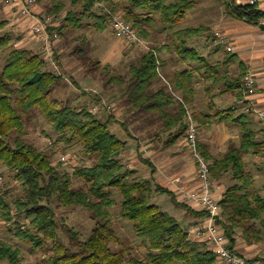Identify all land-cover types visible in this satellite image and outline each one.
<instances>
[{
  "label": "trees",
  "instance_id": "1",
  "mask_svg": "<svg viewBox=\"0 0 264 264\" xmlns=\"http://www.w3.org/2000/svg\"><path fill=\"white\" fill-rule=\"evenodd\" d=\"M52 1L49 13L59 16L65 4L60 0ZM75 1L83 3L82 13L96 17L94 24L99 31H105L110 24L109 16L122 9L124 19L138 28L141 38L150 37L148 27L156 22L157 15L164 24L174 25L185 20L187 12L195 6L193 0H129L124 8H120L121 3L116 0ZM1 3L2 0L0 8ZM224 3L228 13L235 17L251 22L264 19V12L249 3L238 4L236 0H224ZM83 20L73 12L64 21L66 25L72 24L80 28L84 25ZM8 23L6 19L0 20V31ZM65 27L57 26L56 29L64 32ZM209 29L208 26H198L174 31V44L153 45L138 63L131 65L129 78L125 75L114 78L127 85L128 103L136 111L159 117L164 122V128L159 131H170L172 135L165 140V147L172 146L187 133V122L186 109L172 94L169 85H158L159 81H164L158 71L159 63L162 65L160 55L164 51L175 50L183 61L190 58L205 62V57L188 46L187 41ZM12 41L8 32L0 33V51L9 52L0 72V164L8 167L20 180L24 194L15 199L13 204L7 195L1 194L0 217L9 226L15 224L16 236L30 243L33 253L39 249H50L52 253L49 252L43 259L44 264H128L127 249L123 247L114 250L111 247L112 242L122 243L113 228L112 208L117 204L115 190H118L123 197L120 216L133 222L136 235L149 248L147 257L132 259L134 264H173L176 261L185 264H220L217 253L209 248L205 240L190 237L189 228L177 217L162 210L150 198L155 193H167L176 204L189 210L191 206L179 202L172 190L157 184L154 174L143 179L132 177L133 169L120 159L128 141L119 138L110 129V122L119 121L116 116L111 115L109 120L103 121L87 106L77 108L53 98L54 85L61 75L47 68V60L43 55L26 46L16 47ZM96 64L100 65L101 60ZM217 69L216 66L214 70ZM171 82L174 90L194 109L199 128L208 125L207 121H212L214 117L222 121L236 119L235 105L214 114L203 113L197 108L192 70H178ZM237 82L239 88L240 77ZM37 107L58 133L57 142L66 143L67 148L81 144L86 153L95 159V163L77 166L73 173L63 171L52 162L51 154L28 140L23 116ZM175 128H178L177 133L174 132ZM199 147L211 162L213 178H219L229 170L234 173L235 182L227 189L225 198L220 202L221 213L227 216L231 224L218 219L220 224L223 222L230 249L234 250V228L244 226L245 222L254 217H261L264 212V198L250 192L253 179L244 157L249 151L262 152L264 141H255L253 132L244 130L241 145L232 143L222 157L208 153L200 139ZM74 177L81 179L85 187L74 188ZM54 199L59 205L67 207L83 206L96 220L86 239L78 238V232L66 226L70 243L76 249L67 246L59 238V223L50 206ZM194 213L203 216L206 212ZM25 219H29V222H24ZM48 243L53 244L49 246ZM3 261H8L9 264H26V257L17 242L0 236V262Z\"/></svg>",
  "mask_w": 264,
  "mask_h": 264
},
{
  "label": "crops",
  "instance_id": "2",
  "mask_svg": "<svg viewBox=\"0 0 264 264\" xmlns=\"http://www.w3.org/2000/svg\"><path fill=\"white\" fill-rule=\"evenodd\" d=\"M60 1L65 4V7L61 9L59 17L66 19L75 11L76 17L84 19V25L80 28H76L72 24L66 25L65 22L62 24L59 23V26L65 27L66 25V27L64 28V32H60V38L54 44V49L57 51L54 50V53L56 52L57 59L55 65L58 74L65 78L66 76H71L72 78L79 76L76 80L92 87H86L87 89L97 92V88L95 87V90L93 85L95 84L96 86V79L93 76L92 70L88 71L81 66L80 62L71 58L70 56H72V53L69 51V47L66 46L68 43H74V41L77 43L78 39L86 42L88 39L86 36H83L86 24L89 23L88 20L92 18L95 19L96 17L91 14L82 13L83 3L81 2H76L75 0ZM123 1L128 3L129 0H116V2L120 3H124ZM193 1L195 2V6L187 12L185 20L192 21L193 25L191 27L208 26L210 29L200 35L196 34V36L190 37L187 41V45L198 50L199 53L205 57L206 61L201 62L200 60H192L190 58L183 61L175 50L164 51L160 58L162 63V65L160 64V71L163 70L164 72H161V75H165L168 80L170 79L169 81H171V78L178 70H192L195 89L198 84L197 82L201 80L205 81L204 88L207 93L205 99L209 102V105L211 103V108H216V104L218 106L220 105V103L217 102L219 98L227 97L230 99L231 97L234 99L233 105L236 106V119L228 121L229 124L227 125L230 126H223V128H221L226 130L227 133L222 135H216L218 132L202 133V130L211 129L212 131L214 129L213 120L217 118L210 122L207 121L208 125L199 128L200 141L205 145L207 152L213 156L222 157V155L228 151L232 143L238 146L241 145L244 130L252 131L255 141H264V117L257 114V112H246L244 105L240 103L244 95V77L248 73H253L257 79V90L253 95V100L255 101L257 110H264V19L260 22H251L244 18L235 17L228 13L224 0ZM236 2L238 4H247L248 0H236ZM12 8L17 9L11 4L10 6L5 5V9H7L5 10V14L7 17H3L4 19H11L10 17L12 13H14ZM35 9V11L39 13L43 12L40 4H38ZM158 19L159 16L157 15L156 20ZM71 23H73V21ZM155 23L149 28L150 32ZM30 24L29 22L23 23V25L28 27H30ZM8 25L14 26L16 24L14 20H10ZM161 25V30L169 32L172 35L176 30L190 28L188 26ZM29 30L30 33L28 34L29 38H27V40L20 39V37L14 39L13 33L11 30L9 31L13 36L12 38L15 45L21 44V46H30V48L34 49L36 52L44 54L43 45L41 42L36 41L30 28ZM220 35H224V40L226 41H222ZM175 42L176 39L170 44H174ZM165 44L169 43L156 45L161 46ZM103 64L104 61H102V65ZM175 64L178 66H174ZM216 66L218 67L217 71L214 70ZM48 68L51 70L50 67ZM163 75L161 77L164 79L165 76ZM238 77H240L239 88H237ZM61 80H63V78ZM159 83H162V81H159ZM122 86L124 85L122 84ZM155 87L158 88V85L155 84ZM116 93L109 95V102L105 106H107V108H112L118 105V109L116 112H113V115H122L123 119L126 121L128 120L125 122L121 117L116 116L119 121H114L117 123L123 122L129 128L128 144L120 155V159L127 167L133 169L134 174L132 177L143 179L150 178L152 174H154L157 184L172 190L176 194V198H178L179 202H184L191 206L189 210L177 204L184 209L183 225L191 230L193 227L204 222L206 213L203 216L195 214V211H203L201 205L198 202L186 198L185 195L187 191L195 190L199 186L198 164L194 157H192L193 154L187 144L186 134L182 135L172 146L165 147V140L172 137L170 131H167L168 138H163V133L160 131L154 136L146 135V131L141 134L135 133L134 131L142 128L149 131L148 125L150 126L151 121L149 117H151V114H146L145 116V113H139L127 102L126 93L124 94L123 92L122 95ZM240 93L242 94L241 96L239 95ZM104 102L106 103V101ZM196 106L197 108L199 107L197 104V97ZM200 111L214 114L211 110ZM139 118H141L140 121ZM142 123L145 124L142 125ZM177 129L175 128V131H173L177 133ZM244 155L247 163V170L253 179L250 192L255 196H262L264 198V150L257 153L249 151ZM233 174V171L229 170L221 177L213 178V191L219 202L225 198L227 189L234 184L235 180ZM155 194L161 196L165 193ZM220 220L226 221L227 224H231L230 221L227 220V216L222 213L220 214ZM221 224L223 225V222ZM234 230V250L246 258L264 261V212L261 217H254L245 222L244 226H236ZM190 237L194 240L203 241L200 240L195 233H191ZM3 262H0V264ZM6 262L9 264L8 261Z\"/></svg>",
  "mask_w": 264,
  "mask_h": 264
},
{
  "label": "rangeland",
  "instance_id": "3",
  "mask_svg": "<svg viewBox=\"0 0 264 264\" xmlns=\"http://www.w3.org/2000/svg\"><path fill=\"white\" fill-rule=\"evenodd\" d=\"M51 2L52 0H38V4L41 5L42 8L41 10L43 11L42 13L43 14L47 13L54 16L55 20L57 21L56 22L57 24L64 23L65 19L60 18L59 16L55 17L54 14L49 13V8L53 5L52 4L53 2L52 3ZM123 2L124 3L120 4V8H124L123 6L127 4L125 3V1ZM5 5L8 6L4 2L1 3L0 20H4L3 17H7V15L5 14V10H7L5 9ZM12 9L14 13H12L10 20H14V23L17 26L8 25L10 23V20L6 19L9 23L6 25L4 29L0 31V33L5 34L8 32L11 35L12 32L14 39L20 37V39L27 40V38H29L28 34L30 33L29 30L30 27L23 25V23L25 22L23 21L22 18H19L17 13L18 10L14 8ZM118 13L123 15L122 9H120ZM95 21L96 20L92 18L88 20L89 23L86 24V28L83 32L84 34L83 36H86L88 39L86 42H83V40L78 39L77 43H75L74 41V43H68L66 46L69 47L68 49L72 53L71 54L72 56H70L71 58H73L75 61L80 62L81 66L87 69L88 71L92 70L93 76L96 79L95 80L96 86L95 84L93 85L95 90L97 88V92L91 89H87L86 87L90 88L91 86H87L83 82L76 80V78H79V76H76L74 78H72L71 76H66L65 78L61 75L60 80L56 82L54 85L52 97L71 106L80 107V108L87 106L91 111L96 106L98 107L99 110L97 112H94L95 116L99 117L100 119H103V121H107L109 120L110 116L113 115V112L117 111L118 105L112 108L110 107L107 108V106H104L105 103L104 101H106L105 104H107L109 102L108 98L110 94L112 93L115 94L117 92L118 94L122 95L123 92L125 94L127 90L126 88L127 85L122 86V84L118 81H115L114 78H117L118 76L121 75H125L126 78L127 77L129 78L131 65L134 63H138V61L146 51L151 49V47H153V45L156 44H161V43L170 44L175 38L174 35L170 34L169 32H164V30H161V26H162L161 24L164 23L160 20V18L156 20L153 29H151L150 37L149 38L140 37L141 40L137 41L134 44H128V42H126L124 39L119 38L115 34L110 24L105 31H99L94 25ZM152 25H150L148 28H150ZM192 25L193 24L191 20L178 21L174 24V26H181V27L182 26L191 27ZM9 30H11V32ZM12 42L15 45L14 41ZM15 46L22 47L21 44ZM42 48L44 54L41 55H43L47 60V68L50 67L52 71L58 73V70L56 69V65H55L57 59L56 49H54L53 46V50H55L56 52L52 54L53 52L49 53L44 47ZM8 54H9L8 50L0 51V72L3 70L6 64ZM98 60H101L100 65L96 64ZM102 61H104L103 65H102ZM176 65L177 64H175L174 66ZM161 72L163 73L164 71L162 70ZM62 78L63 80H61ZM169 80L165 76L163 83H158V85L160 86L162 84H168L170 89V85H173V82ZM197 83L198 84L196 85V89H197L196 97H197V104L199 106L198 107L199 110L202 111L211 110V112L218 113L219 111L230 108L234 104L233 98L230 97L229 99L227 97L225 98L223 97V98H219V100L217 101L220 103L219 106L216 104L217 106L216 108H211L212 107L211 103L209 105V102H207V100L205 99L207 95L206 90L204 88L205 81L201 80ZM115 116L121 117V119L125 122L128 121L123 119L122 115L121 116L115 115ZM149 118L151 120L150 126L148 125L149 128L147 127L149 131L147 129L145 130L143 128L142 129L138 128L139 130H136L134 132L141 134L142 132L146 131V135L148 134L149 136H154L156 135V133L159 131L160 128H161L160 130L164 128V122L159 117L151 116ZM216 118L217 117H214V119ZM217 119L213 120L214 129L212 131L211 129L202 130V133L204 132V134L205 133L207 134L208 132H215V133L218 132L216 135L219 134L222 135L224 133H227L226 130L221 128H223V126L224 127L230 126L227 125L229 124V122L220 121L219 119L218 120ZM140 120L141 118H139V121ZM23 121H24L25 129L28 134L26 135L28 140L33 142L40 149H44L49 154H51L52 162H54L55 165L59 166L61 170L70 171L71 173H73L75 167L77 166H81L84 164L93 165L95 163V159L92 158V156H90L88 153H86V151L84 150L81 144H76L74 146L67 148L68 145L66 143L57 142L59 137V135H57L58 133H56L53 127L48 123L49 121H47L45 115L42 113L39 107L33 109L27 116H23ZM110 124H111L110 129L112 130V133H115L119 138L125 140L129 139V128L127 125L122 123H117L114 121L110 122ZM143 124L145 123H142V125ZM162 133H163V138H168L166 131H163ZM63 156H67L69 160L65 162V160L62 159ZM73 187L83 188L85 187V184L81 179L74 177ZM1 194L7 195V198L9 199L10 202H12V204L15 199L21 197L24 194L22 183L4 164H0V195ZM115 198L117 200V204L112 208L113 225H114L113 228H115L116 233L122 239V243L112 242L111 247L114 250H120L123 247H125L127 249L126 252L127 263L134 264L132 259L147 257L149 253V248L147 245H145L144 240L136 235L133 222L127 218L120 216L123 197L118 190H115ZM150 199L152 200V202L158 204L162 210L169 212L171 215L177 217L181 221V223H183L182 221L184 220V209L182 207H179L173 201L172 196L170 194L165 193L162 194L161 196L154 194ZM50 206L54 209L59 223V229H58L59 238L67 246L76 249V247L72 245V243H70L71 239L69 233H67L65 230L66 226H69L70 228L78 232L79 234L78 238L86 239L90 236L96 224V220H94L91 217L88 209H86L83 206L67 207V206L59 205L56 199H54L50 203ZM20 220L23 221L22 218H20ZM26 221L29 222V219L24 220V222ZM15 227H16L15 224H11L9 226L0 217V236L7 238L13 242H17L18 245H20V247L22 248L23 255L26 257V264H44L43 259L46 256H48L50 253H52V251H49L50 249L48 250L39 249L35 253H33L31 250V244L24 240H20L16 236ZM48 244H50L49 246H51V244L53 243H48ZM2 264H7V262L4 261ZM173 264H185V263L181 261H176Z\"/></svg>",
  "mask_w": 264,
  "mask_h": 264
},
{
  "label": "built area",
  "instance_id": "4",
  "mask_svg": "<svg viewBox=\"0 0 264 264\" xmlns=\"http://www.w3.org/2000/svg\"><path fill=\"white\" fill-rule=\"evenodd\" d=\"M2 2L7 5L11 4L15 6L18 10L19 18H22L25 23H31V33L36 41L41 42L47 52H53L52 54H54L53 46L60 38V33L56 29L59 23H56L57 21L54 16L35 11L38 0H2ZM248 3L264 12V0H248ZM109 23L115 34L128 42V44H134L141 40L138 29L134 27L132 23L126 21L122 14L118 12L112 13L109 16ZM220 37L222 41H226L224 40V35H220ZM228 47L232 48L230 46ZM158 71L161 74L160 63ZM256 90V77L253 73L246 74L243 83L244 95L240 103L244 105L246 112H257V114L264 117V110H257L255 101L253 100V95L256 93ZM170 91L186 109V140L193 154L192 157L196 160L199 169V186L195 190L187 191L185 195L186 198L198 202L203 211L206 212L204 222L193 227L190 230V234L195 233L200 240H205L210 249L217 253L220 264H264L263 260L249 259L237 253L235 250L230 249L225 229L218 221L222 206L214 195L211 162L204 156L199 147L200 129L194 116V111L191 106L186 103L184 97L178 91L174 90L172 85H170ZM105 105L104 103V106ZM98 110L96 106L92 109L93 112H97ZM62 159H64L65 162L69 160L67 156H63Z\"/></svg>",
  "mask_w": 264,
  "mask_h": 264
}]
</instances>
